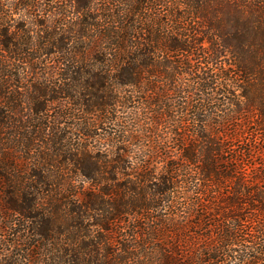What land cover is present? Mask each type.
I'll use <instances>...</instances> for the list:
<instances>
[{"label": "trees", "instance_id": "16d2710c", "mask_svg": "<svg viewBox=\"0 0 264 264\" xmlns=\"http://www.w3.org/2000/svg\"><path fill=\"white\" fill-rule=\"evenodd\" d=\"M0 264H264V0H0Z\"/></svg>", "mask_w": 264, "mask_h": 264}, {"label": "rangeland", "instance_id": "374dc122", "mask_svg": "<svg viewBox=\"0 0 264 264\" xmlns=\"http://www.w3.org/2000/svg\"><path fill=\"white\" fill-rule=\"evenodd\" d=\"M253 117H251V120H252Z\"/></svg>", "mask_w": 264, "mask_h": 264}]
</instances>
